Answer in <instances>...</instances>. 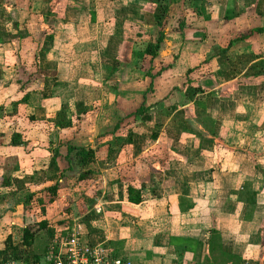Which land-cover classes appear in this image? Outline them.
<instances>
[{
    "label": "crops",
    "instance_id": "0c3cea01",
    "mask_svg": "<svg viewBox=\"0 0 264 264\" xmlns=\"http://www.w3.org/2000/svg\"><path fill=\"white\" fill-rule=\"evenodd\" d=\"M0 118V259L40 261L58 232L24 248L23 229L57 198L33 214L24 198L89 171L100 202L72 219L80 241L128 264H264V0H0Z\"/></svg>",
    "mask_w": 264,
    "mask_h": 264
},
{
    "label": "rangeland",
    "instance_id": "374dc122",
    "mask_svg": "<svg viewBox=\"0 0 264 264\" xmlns=\"http://www.w3.org/2000/svg\"><path fill=\"white\" fill-rule=\"evenodd\" d=\"M47 9H48V5L47 4L40 3V4H34V8H33L32 11H35L36 13L41 14V12H43V11H45ZM36 13L32 14L33 15L32 18L34 19V21L37 19ZM35 73L36 72H34V74ZM22 74L23 75H27V74L29 75V72L27 73V70H23ZM17 113H18V111L16 112V109H15L14 110V114H10V115L2 114L3 119L6 120V122H12L13 123L12 128L14 130H15L16 124L22 123V119H26V117H23L25 115L24 112H21V113H18V114ZM25 122L29 123L26 120H25ZM8 127L10 128L11 126H8ZM123 128L124 129L122 131H114V130H111V128H109L107 132H104L103 134H100V136H98V137H102V138H100V141H102L103 143L105 142V144L101 143L100 144V149H99V146L95 147V151H96L97 156H103V154L106 153L105 150H111V148L110 149L106 148V145L108 146L110 144V143H107L108 139L110 140V142L112 140H115V139H121L120 142H123V143L126 141L127 135L130 134L131 131H130L128 126L127 127L125 126ZM139 133H140L139 137H144L145 138L148 135L149 132L147 130L143 129V127L141 126V131ZM18 134L21 135V133H18ZM22 138H23V141H24V139H26V136L22 135ZM93 146H95V145H93ZM84 148H88V147H84ZM122 149L124 150L123 151L124 152L123 155H127L125 153V148H122ZM10 150L14 151V149H10ZM97 150H101V151L97 152ZM116 150L117 149L115 148L114 151H116ZM7 151L10 152L8 149H7ZM14 152H16V151H14ZM18 154H21V151ZM108 154L111 155L112 154L111 151H109ZM7 160H13V157L8 158ZM111 163H112L111 159L107 160V164L109 166L111 165ZM7 164L11 165L10 162H8ZM8 169H10V166H8ZM78 174L74 177V179L72 178L70 181H69V179L66 180V177H64L63 181H61L60 183H57V186L58 185L59 186H64L65 181H66V183H67V181H69L72 184L68 182L69 192H64L63 194L61 193L62 197L60 196V193L57 196V192H56V195L54 196L53 199L57 198V203L56 204L58 205V208L54 209L53 206L48 207L49 209H51V213H50V215L48 217L49 223H47V226H50V228L47 229L46 228L47 226H46L43 230L39 231V233H38L39 235L42 233L40 242H45L46 241V236H45L46 235V230L48 232L52 231V234L54 233V231H56V232L62 233L63 235L66 232H69V229L71 228V225H72V219L74 217H76V216H78V217L79 216H83V214H84V212L86 210L85 203L87 204V207H88L89 211L93 212V209H91V208H93L92 206L96 205V204H98V202H100L98 200L99 196H97V192L98 191H96V190L99 189V186H98L99 184H97V180H98L97 177H92L91 176L89 179L77 180ZM57 178L58 177H56L55 181H58ZM48 184L49 185H48L47 188H50L54 183L50 182ZM75 187H77V188L75 189ZM43 191L44 192H42V191L41 192H37L38 194L36 196H34L32 198V200L30 199V200H28L26 202H23L22 208L24 210L28 209V211L32 212V214H33L34 212L30 210L32 207H34V208L36 207L38 209H41V208H43V205L45 206V205L51 203L52 200L50 202L48 201L49 196H50L49 192L46 191V190H43ZM86 193H88V195H86ZM15 206H16L15 203H13V207H15ZM43 213L44 212L41 213L39 211V215L43 214ZM79 220H80V218H79ZM49 239H50V237L47 238L48 241H49ZM40 246H42V245H40Z\"/></svg>",
    "mask_w": 264,
    "mask_h": 264
},
{
    "label": "built area",
    "instance_id": "2783aa9c",
    "mask_svg": "<svg viewBox=\"0 0 264 264\" xmlns=\"http://www.w3.org/2000/svg\"><path fill=\"white\" fill-rule=\"evenodd\" d=\"M99 211L100 208H95V213ZM76 221H72L69 232L64 235L60 232L53 234L40 261H29L23 255L13 254L0 259V264H128L106 246L80 241L79 223Z\"/></svg>",
    "mask_w": 264,
    "mask_h": 264
},
{
    "label": "trees",
    "instance_id": "16d2710c",
    "mask_svg": "<svg viewBox=\"0 0 264 264\" xmlns=\"http://www.w3.org/2000/svg\"><path fill=\"white\" fill-rule=\"evenodd\" d=\"M162 40V34L160 33L158 37L156 38L155 44L152 46V49L155 51L158 47V44ZM18 62V60H17ZM18 70V64L16 68ZM33 69L34 72H36L37 66H36V60L33 62ZM20 70L22 68L20 67ZM19 73V71H18ZM22 101L25 102V96H23ZM144 112V108L140 106L138 109L135 110V112L132 114L134 117L140 116ZM130 139V134L127 135V142L129 143ZM20 143L18 135L12 134L9 139V145H17ZM70 151L74 150L75 153L74 155L76 157L80 158V161L83 165L89 163L91 159L93 158V151L90 150L89 148H84V147H70L68 148ZM90 178V173L89 171L81 172L77 176V180H85ZM57 181L50 187L48 188V192L50 195V198L48 201L50 202L52 197L55 196L56 194V189H57ZM126 194H127V202L137 205L140 203V196H139V191L135 190L132 186L127 185L126 186ZM30 199V196H27L24 198L23 202H26ZM47 226L46 221H39L35 224L28 225L24 227L23 233H22V239H21V245L24 248H28L32 245L33 240L35 236L39 233V231L43 230ZM207 249L209 252L216 251L219 249V240H218V235L213 231L211 232V235L207 241ZM45 250L43 251V253ZM33 256H31L32 258ZM37 257V256H36Z\"/></svg>",
    "mask_w": 264,
    "mask_h": 264
}]
</instances>
